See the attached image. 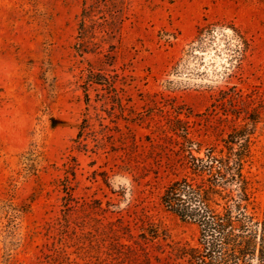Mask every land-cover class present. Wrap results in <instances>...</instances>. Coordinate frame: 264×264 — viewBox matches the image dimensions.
I'll return each instance as SVG.
<instances>
[{"label":"rangeland","instance_id":"374dc122","mask_svg":"<svg viewBox=\"0 0 264 264\" xmlns=\"http://www.w3.org/2000/svg\"><path fill=\"white\" fill-rule=\"evenodd\" d=\"M239 127L264 219V0H0V264H187L198 228L160 201L199 181L181 134L204 156Z\"/></svg>","mask_w":264,"mask_h":264},{"label":"trees","instance_id":"16d2710c","mask_svg":"<svg viewBox=\"0 0 264 264\" xmlns=\"http://www.w3.org/2000/svg\"><path fill=\"white\" fill-rule=\"evenodd\" d=\"M218 33L223 34L220 24L201 25L172 73L176 76L193 73L195 67L188 68L187 59L196 55L195 50L204 49ZM175 82V78L165 80L167 87ZM229 97L234 102L242 100L239 90ZM243 114L253 123L258 121L249 117L247 111ZM48 115L52 125L47 131H51L57 123L56 118ZM183 133V156L199 181L192 182L186 177L172 181L163 190L160 201L180 220L195 224L198 237L196 246L177 248V257L187 264H264V219H258L247 209L249 191L241 171L249 151V133L244 127L233 128L220 151L214 154L209 148L204 156L192 153L193 149L199 153L200 148L192 146Z\"/></svg>","mask_w":264,"mask_h":264}]
</instances>
